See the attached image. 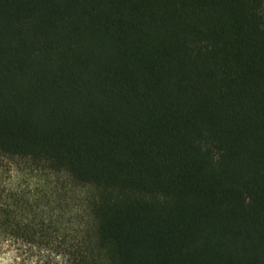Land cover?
Instances as JSON below:
<instances>
[{
  "label": "trees",
  "instance_id": "1",
  "mask_svg": "<svg viewBox=\"0 0 264 264\" xmlns=\"http://www.w3.org/2000/svg\"><path fill=\"white\" fill-rule=\"evenodd\" d=\"M0 253L264 264V0H0Z\"/></svg>",
  "mask_w": 264,
  "mask_h": 264
},
{
  "label": "rangeland",
  "instance_id": "2",
  "mask_svg": "<svg viewBox=\"0 0 264 264\" xmlns=\"http://www.w3.org/2000/svg\"><path fill=\"white\" fill-rule=\"evenodd\" d=\"M0 264H22L21 261L15 259L11 254L0 253Z\"/></svg>",
  "mask_w": 264,
  "mask_h": 264
}]
</instances>
